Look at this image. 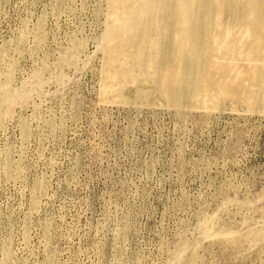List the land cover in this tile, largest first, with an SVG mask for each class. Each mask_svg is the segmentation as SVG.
<instances>
[{"label": "rangeland", "instance_id": "374dc122", "mask_svg": "<svg viewBox=\"0 0 264 264\" xmlns=\"http://www.w3.org/2000/svg\"><path fill=\"white\" fill-rule=\"evenodd\" d=\"M0 264H264V0H0Z\"/></svg>", "mask_w": 264, "mask_h": 264}, {"label": "bare ground", "instance_id": "6f19581e", "mask_svg": "<svg viewBox=\"0 0 264 264\" xmlns=\"http://www.w3.org/2000/svg\"><path fill=\"white\" fill-rule=\"evenodd\" d=\"M222 25V24H221ZM230 25V24H229ZM241 26V25H240ZM243 28V27H242ZM182 29V28H181ZM244 30V29H243ZM240 31V30H239ZM233 32V31H232ZM204 33V32H203ZM206 33V32H205ZM251 33V32H250ZM216 34V33H215ZM247 36V35H246ZM250 36V35H249ZM160 37V36H159ZM211 37V36H210ZM227 37V36H226ZM244 37V36H243ZM150 40V39H149ZM224 41V40H223ZM235 43V42H234ZM171 44V43H170ZM197 44V43H196ZM208 45V44H207ZM223 45V44H222ZM147 49V48H146ZM179 49V48H178ZM235 49V48H234ZM177 51V50H176ZM109 53V52H108ZM207 53V51H206ZM158 56V55H157ZM214 58V57H213ZM236 58V57H235ZM146 59V58H145ZM219 59V58H218ZM245 59V58H244ZM237 60V59H236ZM233 61V60H232ZM127 62V61H126ZM196 62V61H195ZM230 62V61H229ZM138 64V63H137ZM205 65V64H204ZM233 65V64H232ZM236 65V64H235ZM198 67V66H197ZM220 68V67H219ZM227 68V67H226ZM229 68V67H228ZM149 69V68H148ZM202 69V68H201ZM205 69V68H204ZM176 73V72H175ZM198 74V73H197ZM237 76V75H236ZM236 78V77H235ZM168 80V79H167ZM226 82V81H225ZM214 84V83H213ZM232 84V83H231ZM210 88V87H209ZM8 89V88H7ZM207 89V88H206ZM207 92V91H206ZM169 93V92H168ZM165 96V95H164ZM227 96V95H226ZM255 101V100H254ZM5 106V105H4ZM4 108V107H3Z\"/></svg>", "mask_w": 264, "mask_h": 264}]
</instances>
